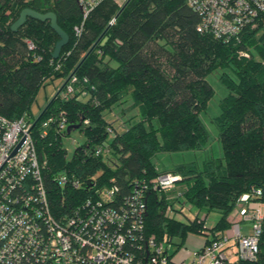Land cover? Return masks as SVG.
<instances>
[{
	"label": "trees",
	"instance_id": "16d2710c",
	"mask_svg": "<svg viewBox=\"0 0 264 264\" xmlns=\"http://www.w3.org/2000/svg\"><path fill=\"white\" fill-rule=\"evenodd\" d=\"M123 3L100 0L83 18L77 0H0V115L25 114L33 121L39 114L31 106L40 88L50 83L57 90L75 75L73 93L62 98L59 92L32 127L53 212L61 216L80 200L96 197L98 188L114 185L122 197L136 179L149 185L159 174H178L175 191L147 185L144 230L168 243L171 260L180 263L173 255L189 232L212 239L211 232L230 225L241 194L264 188V31L244 27L238 38L224 40L197 30L200 16L186 0H128L119 11ZM24 7L55 12L69 36L57 58L51 52L58 35L48 20L27 17L11 30ZM217 87L223 93L210 118L220 154L190 155L158 169L159 153H193L208 146L203 113L209 115ZM125 102L129 111L122 107ZM114 106L126 116L115 117L118 124L105 117ZM58 112L65 127L60 130L52 120L43 133L42 121ZM77 123L67 131L68 124ZM72 130L83 140L68 157L64 140ZM60 175L78 179L80 186L59 184ZM185 204L196 211L186 215ZM213 210L219 218L208 225L207 213ZM204 223L209 227L205 233ZM175 238L180 242L172 251ZM233 264H264V223L257 258Z\"/></svg>",
	"mask_w": 264,
	"mask_h": 264
},
{
	"label": "built area",
	"instance_id": "2783aa9c",
	"mask_svg": "<svg viewBox=\"0 0 264 264\" xmlns=\"http://www.w3.org/2000/svg\"><path fill=\"white\" fill-rule=\"evenodd\" d=\"M83 18L100 0H77ZM200 16L197 30L224 40L238 38L244 27L264 31V0H186ZM113 19L110 20V23ZM81 27L74 26L76 34ZM33 47L31 41H27ZM243 55L247 52L241 51ZM75 75H70L60 91L67 98L74 91ZM49 115L41 123L42 132L52 120L59 129L66 120ZM32 120L0 115V264H233L254 260L264 223V188L243 193L229 215L228 228L212 233L213 238L192 249L188 263H175L170 245L145 234V189L147 182L136 179L130 193L117 196V187L98 188L97 196L80 200L61 216L50 205L40 170ZM100 147L96 149V153ZM181 176L159 174L149 187L161 192L176 190ZM59 184L77 188L78 179L57 177ZM179 192V191H178ZM255 198V199H253ZM241 220H249L244 233ZM204 223L202 232H208Z\"/></svg>",
	"mask_w": 264,
	"mask_h": 264
},
{
	"label": "rangeland",
	"instance_id": "374dc122",
	"mask_svg": "<svg viewBox=\"0 0 264 264\" xmlns=\"http://www.w3.org/2000/svg\"><path fill=\"white\" fill-rule=\"evenodd\" d=\"M120 3H123L125 0H117ZM259 33L262 32V30L259 29L258 31ZM113 64H116L114 61L112 62ZM56 89L53 86V84H47L44 87H41L39 92L37 93L36 96V100L33 101L31 109L34 115H38L40 113V111L42 110L43 106L50 100V98L54 95ZM221 93H223L222 89L217 87V93L215 95V97L211 100L210 104H208L207 106V114L203 113L204 115V119L207 122L208 128L210 130V141L208 146L205 149L202 150H196L192 153L191 152H173V153H159L157 155V157H155V162H156V166L158 169H162L163 167H170L172 162H178V161H182L183 159H189L190 155L192 158L196 157L197 159H200L202 157H204L206 154H212L214 156H218L220 154V147H219V143L217 140V129L215 127V125L213 124L212 120H211V116L214 115L216 113L217 110L214 109V106H216L217 103V99L220 97ZM213 104V105H212ZM128 106L129 103L125 102L122 107H124L123 109L128 110ZM119 109L120 106H114L112 108V110L110 112H106L105 113V117L110 120V121H114V123L118 124L119 121L115 120V117L121 116L119 113ZM129 111V110H128ZM114 115V117H113ZM122 118H126V116H121ZM116 124H114V126H116ZM83 140V136L81 133H79L77 130H72L70 132V134L65 138L64 140V144L65 147L67 149V154L68 157L71 156L72 151L74 149V147L81 141ZM183 211L186 215L190 216L192 214L193 211H196L195 208H192L190 206H188V204H185L183 207ZM199 214H204L205 212L203 210H198ZM178 218H180L181 220L185 221L187 220L186 217L183 214H178L177 215ZM219 218V212L218 211H210L207 213V219H206V223H208V225H212L214 224L217 219ZM240 225L242 227V231L244 233H249L251 230V223L249 220H241L240 221ZM204 233V232H203ZM188 236H192V237H202V234L200 233H188ZM192 237H187L183 243L182 246L179 249V255L182 256V258H186L185 261H182L184 259L181 258L182 263H188L190 262V258H191V250L189 247H191V243L188 242L189 238ZM174 243H172V248L171 250L173 251L176 247L177 242H180V238H175L173 240ZM190 243V244H189ZM186 246V247H185ZM188 248V249H187ZM237 260V257L233 258V262ZM205 264H207V262H205Z\"/></svg>",
	"mask_w": 264,
	"mask_h": 264
},
{
	"label": "water",
	"instance_id": "95a60500",
	"mask_svg": "<svg viewBox=\"0 0 264 264\" xmlns=\"http://www.w3.org/2000/svg\"><path fill=\"white\" fill-rule=\"evenodd\" d=\"M128 0H126L123 5L120 7L119 11L122 9V7L127 3ZM27 17H32L41 21L48 20L49 26L56 32L58 35V39L54 43L53 50L51 52L52 58H57L60 54L61 48L63 45H65L68 42L69 36L67 32L61 28V26L57 22V16L55 12L49 10L45 12H41L38 10H35L30 7H24L19 11V14L17 18L11 23L10 28L11 30H16L19 26H21ZM101 36H99L100 38ZM98 38V39H99ZM68 79V78H67ZM67 79L60 85V87L56 90L54 95L50 98V100L47 102L46 106L41 110L39 115L33 120L32 124L34 125L41 114L43 113L44 109L53 101V99L56 97V95L61 91L62 87L66 83ZM79 124H68L66 126L67 131L69 132L71 128H77Z\"/></svg>",
	"mask_w": 264,
	"mask_h": 264
},
{
	"label": "crops",
	"instance_id": "0c3cea01",
	"mask_svg": "<svg viewBox=\"0 0 264 264\" xmlns=\"http://www.w3.org/2000/svg\"><path fill=\"white\" fill-rule=\"evenodd\" d=\"M118 4H121L120 2H118L117 0H115ZM54 86V85H53ZM55 87V86H54ZM55 89H56V87H55ZM56 92V91H55ZM188 237H192V236H188ZM188 242H190L191 243V247H189L190 248V250L192 251V249H195V248H199L201 245H202V243H203V237H192V238H189L188 239ZM189 243V244H190ZM186 247V246H185ZM188 249V248H187ZM179 251V250H178ZM176 252L174 255H173V258L175 259V260H181V258H182V256L181 255H179L178 253L181 251H179V252ZM192 256V255H191ZM182 259H184L183 261H185L186 260V258H182ZM191 259V258H190Z\"/></svg>",
	"mask_w": 264,
	"mask_h": 264
}]
</instances>
